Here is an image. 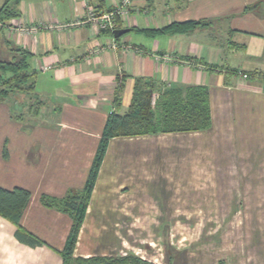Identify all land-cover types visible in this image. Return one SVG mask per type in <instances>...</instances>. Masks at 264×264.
<instances>
[{"label":"crops","instance_id":"crops-1","mask_svg":"<svg viewBox=\"0 0 264 264\" xmlns=\"http://www.w3.org/2000/svg\"><path fill=\"white\" fill-rule=\"evenodd\" d=\"M119 1L87 0V7L103 12ZM4 2L0 0V9ZM87 7L82 0H19V15L0 26V40L5 38L30 52L35 92L46 103L38 115H32L31 131L23 132L19 124L9 121V108L19 111V106L0 101V141L5 137L8 143L6 157L0 150V186L30 192L21 225L45 242L37 247L18 242L16 227L0 217V264H62L51 247L62 249L71 220L43 207L39 196L61 197L83 187L107 115L113 110L115 90L123 85L120 112H124L137 77L162 85L206 86L211 125L199 132L110 139L74 257L126 253L124 245L111 252L97 249V221L223 220L206 212L214 207L207 200L236 197L225 192L228 189L264 188V80L249 76L264 74V0H132L127 15L116 24V29L129 32L118 39L89 24L58 26L83 19ZM189 21L206 25L152 36L141 31ZM32 27L38 30L29 32ZM112 39L115 49L108 47ZM132 147L136 168L127 152ZM122 166L125 173L136 170L130 178L136 180L135 185L129 186V179H111ZM256 173L263 180L256 181ZM133 189L147 199L136 195L128 201ZM149 190L155 195L149 197ZM172 195L176 197L173 205L161 201ZM117 203L125 211H101L100 206L116 207ZM197 203L203 212L194 213L191 204ZM150 206L152 212H161H148ZM167 232V237L181 235L178 230ZM122 234L121 230L112 233L108 246L118 244ZM167 244L173 245L170 240ZM170 248L162 255L142 247L129 250L153 264H188L177 256L188 251L186 246Z\"/></svg>","mask_w":264,"mask_h":264},{"label":"trees","instance_id":"trees-1","mask_svg":"<svg viewBox=\"0 0 264 264\" xmlns=\"http://www.w3.org/2000/svg\"><path fill=\"white\" fill-rule=\"evenodd\" d=\"M184 2L185 0H179ZM19 0H5L0 9V26L6 25L11 18L19 15ZM206 25L203 21L172 23L158 30H141L146 35L166 32H182L188 28ZM1 29V27H0ZM0 101L11 106H19L15 118L22 120V115H38L41 106L46 103L36 94L34 72L30 68L31 54L26 49L16 46L7 39L0 40ZM3 52V53H2ZM250 77L264 80V74L253 72ZM122 84H119L113 97V110L107 115L98 145L92 158L85 183L76 191H68L61 197L42 193L40 204L69 216L71 226L61 250L57 252L62 264H153L138 256H91L74 257L77 242L91 193L99 173L107 145L112 138L137 137L164 133L199 132L211 125L209 92L202 85H162L157 81L135 78L132 97L126 111L120 112ZM153 96L156 98L153 100ZM33 115V116H32ZM5 157L6 152L3 154ZM30 201V192L21 187L5 189L0 186V217L16 227L15 237L18 242L30 247L44 245L39 237L21 225L24 212ZM171 264V263H167Z\"/></svg>","mask_w":264,"mask_h":264},{"label":"rangeland","instance_id":"rangeland-1","mask_svg":"<svg viewBox=\"0 0 264 264\" xmlns=\"http://www.w3.org/2000/svg\"><path fill=\"white\" fill-rule=\"evenodd\" d=\"M10 106L9 103H5ZM16 107V106H15ZM14 108V107H13ZM9 108V121L15 124H19V131H31L32 122L31 117L22 115V120L15 118L14 112H18V107ZM2 120H0L1 122ZM8 131L12 128L7 125ZM135 145L134 143L131 145ZM8 143L4 137L0 141L1 155L4 157V152L8 151ZM130 157L132 167L136 168V156L135 147L127 149ZM111 159V163H112ZM118 162V159L115 160ZM119 170L114 171V176L111 178L115 181L128 180V185L133 186L136 183L134 178L130 179L133 175H136V170H130V173H125L124 166ZM261 174H255V180H263ZM113 186V184H108ZM139 190L133 189L130 191V195L127 197L128 201H132L133 197L139 195ZM155 192V191H154ZM152 190H149L148 196L155 195ZM225 192H232L236 197L231 198V195H224L223 199L217 198L209 199L207 202L214 203L213 210L206 211L208 214L220 215L225 219L223 220H191V221H158V220H128V221H97L96 225L99 226L96 230L99 232L95 237L97 249L101 251H109L118 248L120 245H124L126 251L125 255L132 254L135 256L140 255L136 251L129 250L130 247H142L148 251L156 250V255L164 251L167 253L171 251L170 246L173 245L178 247L186 246L184 254L177 256L184 257L188 264H264V188L258 187L254 189H243V190H225ZM167 193V190L162 192ZM170 193V192H169ZM146 195V196H147ZM138 196L147 199L145 195ZM156 198V196H154ZM137 198V199H139ZM193 201L204 200L200 198L192 197ZM157 199V198H156ZM161 199V198H160ZM175 195L165 196L161 201L166 204L173 205L175 202ZM113 197L109 198V201H113ZM222 202H221V201ZM107 199H104V202ZM219 201L220 203H216ZM114 204H105L100 206L101 211L110 212L112 208H115V212L125 211L121 204L117 203L116 207ZM206 206V205H205ZM152 207H148L149 211L152 212ZM194 213L203 212L200 209L199 204H191ZM210 207V206H209ZM120 209V210H119ZM159 213L161 210L153 209L152 213ZM205 212V211H204ZM220 213V214H219ZM95 215V213H94ZM196 216V214H193ZM85 218V217H84ZM84 221V220H83ZM83 224V223H82ZM82 227V226H81ZM121 230L123 233L120 237L118 244L108 246L109 241H113L112 233H118ZM178 230L180 236L167 237V231ZM104 232L106 234H104ZM166 233V234H165ZM110 235V236H109ZM111 239V240H110ZM167 240L173 245L167 244ZM142 243L141 245L139 244ZM122 248V247H120ZM164 248V249H163ZM158 261L159 258L153 259Z\"/></svg>","mask_w":264,"mask_h":264},{"label":"built area","instance_id":"built-area-1","mask_svg":"<svg viewBox=\"0 0 264 264\" xmlns=\"http://www.w3.org/2000/svg\"><path fill=\"white\" fill-rule=\"evenodd\" d=\"M82 2L85 3V6L87 7L88 4L87 0H82ZM131 2L132 0H120L119 3L116 4L112 9L103 12L96 11L94 8L88 6L83 19L58 26L66 28L68 26L89 24L97 28L99 31L113 32V30L116 29L117 22L120 19H124V17L127 15L128 7L131 4ZM37 30H38L37 27H32L28 31L34 33ZM108 47L111 49L116 48L114 39L111 40V43L109 44ZM243 77L246 78L247 76L243 75ZM155 98L156 96H153V100Z\"/></svg>","mask_w":264,"mask_h":264},{"label":"water","instance_id":"water-1","mask_svg":"<svg viewBox=\"0 0 264 264\" xmlns=\"http://www.w3.org/2000/svg\"><path fill=\"white\" fill-rule=\"evenodd\" d=\"M129 32V29H115L113 30L112 34L115 39L120 38L121 36L127 34Z\"/></svg>","mask_w":264,"mask_h":264}]
</instances>
